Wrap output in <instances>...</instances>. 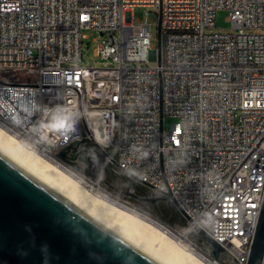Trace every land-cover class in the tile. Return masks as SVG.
Returning <instances> with one entry per match:
<instances>
[{"label":"built area","instance_id":"obj_1","mask_svg":"<svg viewBox=\"0 0 264 264\" xmlns=\"http://www.w3.org/2000/svg\"><path fill=\"white\" fill-rule=\"evenodd\" d=\"M135 6L161 13L159 63ZM218 9L233 31L210 30ZM85 29L99 66L80 62ZM99 112L111 129L96 140L86 115ZM0 127L68 173L96 168L92 183L122 172L170 192L190 221L146 213L209 264L223 263L189 237L194 224L246 264L264 195V0H0Z\"/></svg>","mask_w":264,"mask_h":264},{"label":"water","instance_id":"obj_2","mask_svg":"<svg viewBox=\"0 0 264 264\" xmlns=\"http://www.w3.org/2000/svg\"><path fill=\"white\" fill-rule=\"evenodd\" d=\"M160 24L159 12L158 63ZM91 142L104 153L94 139ZM59 156L65 158V151L61 150ZM79 158L87 163L84 154ZM96 175L95 168L92 177ZM117 175L123 180V188L109 183L106 174L102 177V184L112 189L117 197H129L136 203L147 202L158 218H161L156 206L159 201L167 202L170 210L178 213L170 192L158 196L153 193L152 186L132 181L122 172H117ZM181 213L184 222L186 219L190 221L189 216ZM189 237L208 250L216 261L236 264L235 260L224 261V258L231 257L230 254L199 225H193ZM0 264L161 263L80 210L0 152ZM246 264H264V195Z\"/></svg>","mask_w":264,"mask_h":264},{"label":"bare ground","instance_id":"obj_3","mask_svg":"<svg viewBox=\"0 0 264 264\" xmlns=\"http://www.w3.org/2000/svg\"><path fill=\"white\" fill-rule=\"evenodd\" d=\"M86 118L90 125L93 124L91 126L94 138L105 139L111 129V116L105 112H99L87 114ZM34 139L45 141V133L34 130ZM41 151H50V144H41ZM0 152L159 263L209 264L198 250H193L192 247L181 243V241L187 243L185 233L174 234L171 229L165 228L167 224L148 215L135 205L96 194L89 187L99 186L97 183L87 181L88 179L76 173H68L45 158L33 154L1 127ZM73 165L74 161H67V168H73ZM177 231H179L178 227Z\"/></svg>","mask_w":264,"mask_h":264},{"label":"rangeland","instance_id":"obj_4","mask_svg":"<svg viewBox=\"0 0 264 264\" xmlns=\"http://www.w3.org/2000/svg\"><path fill=\"white\" fill-rule=\"evenodd\" d=\"M146 15L147 20L150 23V36H151V44L154 46V48L157 47V24H158V19H159V14L155 10V8L152 7H147V6H135L131 9V16L134 22H138L143 20L144 16ZM229 14L227 9H218L215 13V26L211 28L210 30L212 31H233L235 28L231 26V22L228 19ZM83 33H85L88 37L83 39L82 43V49H83V57L82 60L80 61L82 64L88 66L90 64L99 66L102 64V60L98 55L94 53V49L97 46V42L95 39H99V35L96 33V31L91 30V29H85L83 30ZM151 63H154L153 61ZM174 122V118L165 116L163 118V128L165 130H168L171 124ZM74 168V165H73ZM79 173L81 175L78 176H83L85 178H88L87 181H89L92 178V175H90L85 168L83 170H79ZM86 180V179H85ZM91 182V181H90ZM87 186H89L87 184ZM92 189L93 192H95L98 195H104L106 197H110L113 200L119 201L121 199L126 200L125 203L129 205H135L139 209L145 211V212H150L146 207H143L140 203H136L134 201H131L129 197H122L120 195H115L113 191H106L104 190V186L99 184V186H92L89 187ZM122 202V201H121ZM157 209L161 211V220L173 225L174 223L178 225H183L184 220L182 216L179 213H171V210L168 206L163 204L162 201L157 202ZM151 207V206H150ZM151 209H153L151 207ZM150 210V209H149ZM154 210V209H153ZM152 211V210H151ZM152 213V212H151ZM155 214V213H153ZM156 215V214H155Z\"/></svg>","mask_w":264,"mask_h":264},{"label":"flooded vegetation","instance_id":"obj_5","mask_svg":"<svg viewBox=\"0 0 264 264\" xmlns=\"http://www.w3.org/2000/svg\"><path fill=\"white\" fill-rule=\"evenodd\" d=\"M86 171L88 173H93L94 172V168L93 167L92 168L86 167ZM106 180L109 181L113 186H115L117 188H123V180H122L121 176H119V175H108V176H106ZM162 202H163V204L168 206L167 202H165V201H162ZM140 204L143 207H146L148 209V211H150L152 213H155V211L153 209H151L150 205L147 202H143V203H140ZM159 212L162 215L161 211H159ZM171 213H172V211H171Z\"/></svg>","mask_w":264,"mask_h":264},{"label":"trees","instance_id":"obj_6","mask_svg":"<svg viewBox=\"0 0 264 264\" xmlns=\"http://www.w3.org/2000/svg\"><path fill=\"white\" fill-rule=\"evenodd\" d=\"M89 174H91V175H92V173H89ZM108 182H109V181H108ZM109 183H110V182H109ZM103 186H105V185H104V183H103Z\"/></svg>","mask_w":264,"mask_h":264}]
</instances>
